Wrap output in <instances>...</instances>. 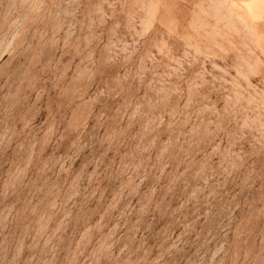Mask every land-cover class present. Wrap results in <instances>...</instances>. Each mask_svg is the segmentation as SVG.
Returning a JSON list of instances; mask_svg holds the SVG:
<instances>
[{"label":"rangeland","instance_id":"374dc122","mask_svg":"<svg viewBox=\"0 0 264 264\" xmlns=\"http://www.w3.org/2000/svg\"><path fill=\"white\" fill-rule=\"evenodd\" d=\"M80 3L67 14L81 12ZM84 3L91 7L79 27L69 24L49 51L12 70L0 65V155L9 146L22 154L0 183V264H218L228 236L260 258L253 241L264 229V197L259 208L245 199L251 170L236 184L234 143L223 135L195 161L175 151L178 134H197L194 97L209 88L261 90L260 7L197 13L192 30L214 46L181 41L177 52L167 37L152 39L154 13L121 23L111 0ZM35 11V0H0V39L22 31ZM232 32L239 38L229 40ZM132 76L150 108L121 110L131 95L121 85ZM207 98L214 105L216 93ZM105 109L124 126L106 123ZM110 153L119 156L115 166Z\"/></svg>","mask_w":264,"mask_h":264},{"label":"clouds","instance_id":"9594fccd","mask_svg":"<svg viewBox=\"0 0 264 264\" xmlns=\"http://www.w3.org/2000/svg\"><path fill=\"white\" fill-rule=\"evenodd\" d=\"M245 4L258 5L264 17V0H111V6L114 7V19L121 23L131 17L141 21L146 14L154 13L152 39L167 37L170 46L177 52L180 51L181 41L189 42L201 49L214 46L208 33H198L192 30L194 15L218 5L223 7L225 15H232L237 9L240 15H245ZM70 6L76 7V0H35L36 11L29 18L23 30L15 34L5 33L0 39V65L6 64L9 70H12L27 64L42 52L49 51V43L53 38L60 41L63 31L67 30L69 24L78 28L81 12L91 5L81 0L79 5L81 12H78L75 17L67 14ZM170 19L175 23L173 31L169 34L164 32L163 26L167 25ZM255 27L264 34V18L258 21ZM239 35L235 32L230 35L226 34L229 40L237 39ZM61 46L58 42L57 50ZM260 55L264 58V50ZM116 71L119 72V69ZM6 83V81H0V87L6 86ZM210 83H215V77ZM121 88L122 91L131 93L130 96L124 98L125 104L121 106L122 111H132L141 104L145 106V109L150 108L146 99L140 95L135 76L124 80ZM213 92L216 93L215 104L209 106L210 101L207 97ZM225 93L228 94L226 100ZM120 95L119 92L116 94V103H120ZM188 103L189 119L196 122L194 131L197 134L191 136L187 131L178 134L179 144L175 151L184 160H188L189 157L194 161L199 160L207 155L206 144L215 143L216 139L227 135L234 143L235 153L241 162L240 170L236 174V184H239V178L243 177L246 171L251 170L254 182L250 181L249 195L245 199H257L255 207H261L258 198L264 197V83L261 84V90L256 91L239 86L222 91L209 88L207 92L194 97ZM164 115L167 113L165 112ZM103 116L108 124L119 122L121 127L124 126V119L119 112L114 113L112 109H105ZM44 118L45 114L42 112L40 119ZM136 132L137 129L134 126L130 135ZM135 143L136 141H133V144ZM109 155L112 156L114 166L117 165L119 156L111 153ZM21 158L22 154L20 156L13 154L12 146L0 155V183L8 179L9 162L12 161L14 166ZM205 175L209 182L213 180L214 174L205 173ZM218 227L219 232L225 233L222 224ZM225 235L228 234L225 233ZM230 240V236L224 240V251L218 264H264V229L256 233L253 241L261 250V256L258 259H253V253L249 251L247 245H238L234 248Z\"/></svg>","mask_w":264,"mask_h":264}]
</instances>
